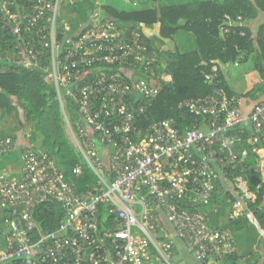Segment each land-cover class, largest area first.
Returning a JSON list of instances; mask_svg holds the SVG:
<instances>
[{"label": "built area", "instance_id": "obj_1", "mask_svg": "<svg viewBox=\"0 0 264 264\" xmlns=\"http://www.w3.org/2000/svg\"><path fill=\"white\" fill-rule=\"evenodd\" d=\"M13 5L16 0H0V12L16 24L20 19ZM57 7L58 0L29 4L33 21L45 10L52 13L46 19L48 41L37 29L40 49L29 50V55L37 64L45 47L50 49L45 78L55 89L80 164L68 176L43 149L21 146L17 175L10 167L0 170V208L17 212L5 219L9 234L0 245V264H170L166 224L201 263L233 252L229 230L209 227L202 207L217 178L239 194L232 217L242 214V198L253 196L240 176L230 183L224 175L247 156L245 147L236 149L244 134L259 155L255 171L264 169V96L244 115L240 96L213 87L206 96L178 102V108L203 118L199 125L179 131L172 118H165L141 129L136 122L158 95L157 79H171L156 74V51L149 48L155 28H129L98 15L60 46L54 34ZM19 32L13 26L12 33L20 37ZM217 69L213 64L205 78L214 79ZM67 101L77 106L83 120L74 122L75 129L64 113ZM12 143L10 137L0 139V154L11 151ZM82 164L96 183L79 192L72 178L81 174ZM50 202L60 206L63 217L30 241L27 230L37 229L34 212ZM245 214L264 244V227L252 212Z\"/></svg>", "mask_w": 264, "mask_h": 264}, {"label": "trees", "instance_id": "obj_2", "mask_svg": "<svg viewBox=\"0 0 264 264\" xmlns=\"http://www.w3.org/2000/svg\"><path fill=\"white\" fill-rule=\"evenodd\" d=\"M139 1H143V4L136 9L102 5L97 10L94 0H58L54 34L58 44L64 46L67 38L77 37L98 15L122 22L124 26L129 24V28L144 25L156 29L157 33L149 39V48L156 51V74L165 73L171 79H157L158 95L136 122L141 129L165 118H172L179 131L199 125L203 118L178 108V102L206 96L213 87L220 88L228 95L252 101V104L264 96V0ZM30 3L32 0H16V5L11 6L17 19H20L16 24L0 12V139L10 137L14 148L17 132L25 129L27 124L31 126L26 143L15 145L19 149L0 154V170L10 167L18 173L20 147L31 146L46 151L57 166L71 176L73 166L80 164V156L67 138L63 109L55 89L45 78L50 49L45 47L44 53L40 54L42 60L37 64L29 55V50L40 49L38 39H42L36 34L37 29H41L46 36L44 39L48 41L50 23L46 19L52 13L45 10L43 17L33 21L31 14L29 16ZM15 25L20 29V37L12 33ZM183 37L187 38V46L183 49L161 48L165 40L179 38L182 41ZM250 59L253 67L243 74L245 87L236 92L231 86L226 67L239 66ZM213 64L218 68L217 75L209 81L205 74L212 72ZM63 108L74 129V122H83L79 109L70 101ZM247 136L241 135L242 141L236 147H245L247 156L241 166L226 170L224 175L230 183L240 176L253 193L249 199L242 198V214L231 216L233 202L239 194L226 187V182L221 178L214 181L209 203L202 207L203 212H207V225L218 230L228 229L234 245L233 252L212 256L215 263L264 264L263 255L254 248L261 247L263 240L245 214L246 211L252 212L259 225L264 227V182L261 172L255 171L259 155L250 149ZM81 167V174L72 178L79 192L96 183L92 171L86 165L82 164ZM46 205L48 209H45ZM16 214L15 209L0 208V245L6 242V234H9L8 230L5 233L8 229L5 219L13 218ZM62 217L57 203L50 202L38 207L34 212L37 229L27 230L30 241H34L41 230L53 229ZM170 250L169 259L174 256L173 245ZM158 264L166 263L160 261Z\"/></svg>", "mask_w": 264, "mask_h": 264}, {"label": "rangeland", "instance_id": "obj_3", "mask_svg": "<svg viewBox=\"0 0 264 264\" xmlns=\"http://www.w3.org/2000/svg\"><path fill=\"white\" fill-rule=\"evenodd\" d=\"M187 0H160L161 3H177V2H184ZM96 9L100 10V6L102 5H112L119 9L131 10L141 7L143 1L139 0H94ZM156 30V29H155ZM191 42H189L190 45ZM187 46V38L183 37L182 41H179V38L165 40L164 43L161 45L162 49L165 50H174L176 47L179 49H183ZM253 67V62L250 59L248 62L240 64L239 66L228 65L226 68L229 71V75L231 77V86L236 91H242L245 87V81L243 78V74ZM31 126L27 124L24 131L29 132ZM68 138V137H67ZM70 142V141H69ZM183 256H190L189 259L186 258L188 264H199L192 255H188L183 253ZM170 264H175L173 258L169 259Z\"/></svg>", "mask_w": 264, "mask_h": 264}, {"label": "crops", "instance_id": "obj_4", "mask_svg": "<svg viewBox=\"0 0 264 264\" xmlns=\"http://www.w3.org/2000/svg\"><path fill=\"white\" fill-rule=\"evenodd\" d=\"M251 106H252V101L243 100V102L239 106V111L242 112L244 115H246L250 111ZM27 136H29V132L24 131V129L23 130L21 129L20 131H18L16 141H15V143H16L15 145L17 146V144L21 145V144L26 143L28 141ZM15 145H14L13 149L18 148V147H15ZM13 171H14V174H17L16 173L17 171H15V170H13ZM261 174H262V180L264 182V169L262 170ZM225 186L227 187L226 183H225ZM166 227H167L168 234L171 237V242H172L171 245H173V249H174V253H173L174 256H172L174 263L175 264H188L186 258L189 259L190 256H183V253L188 254V255H191V254L185 249L182 240L177 237V235L175 234L174 230L170 227V225L166 224ZM247 240L248 239H246L244 241H247ZM254 248L257 249L263 255L262 257L264 258V244L262 243L261 247L259 246L256 248V246H255ZM191 257L194 258L193 256H191ZM197 262H199V261H197ZM199 264H204V263L199 262ZM205 264H220V262L215 263L213 261V258H210L207 260V262Z\"/></svg>", "mask_w": 264, "mask_h": 264}]
</instances>
